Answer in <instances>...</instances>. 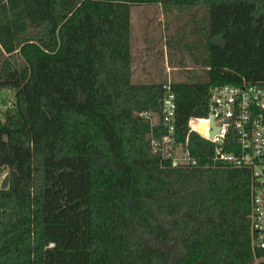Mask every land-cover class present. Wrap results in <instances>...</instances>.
Masks as SVG:
<instances>
[{
    "label": "trees",
    "instance_id": "obj_1",
    "mask_svg": "<svg viewBox=\"0 0 264 264\" xmlns=\"http://www.w3.org/2000/svg\"><path fill=\"white\" fill-rule=\"evenodd\" d=\"M138 5L187 18L168 45L202 73L171 83L180 144L214 88L264 85V0H0V264H264L252 172L197 133L196 165L154 150L167 82L133 80Z\"/></svg>",
    "mask_w": 264,
    "mask_h": 264
},
{
    "label": "built area",
    "instance_id": "obj_2",
    "mask_svg": "<svg viewBox=\"0 0 264 264\" xmlns=\"http://www.w3.org/2000/svg\"><path fill=\"white\" fill-rule=\"evenodd\" d=\"M162 121L166 135L153 143L154 150L173 167L196 165L189 145V136L197 133L215 145L213 162L222 161L252 172V232L257 248L264 250V85H224L212 90L209 115L193 118L184 144L176 133V95L171 83L163 86ZM1 94V93H0ZM13 107V102L0 96V117ZM213 120V125H212ZM216 131L213 133V130ZM8 171L0 173V192Z\"/></svg>",
    "mask_w": 264,
    "mask_h": 264
},
{
    "label": "rangeland",
    "instance_id": "obj_3",
    "mask_svg": "<svg viewBox=\"0 0 264 264\" xmlns=\"http://www.w3.org/2000/svg\"><path fill=\"white\" fill-rule=\"evenodd\" d=\"M133 43V80L137 83L188 82V71L202 73L191 57L181 51H171L170 36L178 32L187 18L164 11L159 5H138L131 9ZM172 38V37H171ZM1 98L14 102V92H1ZM158 121L156 115L152 118Z\"/></svg>",
    "mask_w": 264,
    "mask_h": 264
},
{
    "label": "water",
    "instance_id": "obj_4",
    "mask_svg": "<svg viewBox=\"0 0 264 264\" xmlns=\"http://www.w3.org/2000/svg\"><path fill=\"white\" fill-rule=\"evenodd\" d=\"M212 125H213V120H212ZM216 131V129L213 130V133ZM10 182V175H7L6 178L3 181V189L8 188Z\"/></svg>",
    "mask_w": 264,
    "mask_h": 264
}]
</instances>
